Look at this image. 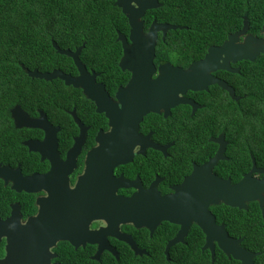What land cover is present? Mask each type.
Segmentation results:
<instances>
[{"label":"flooded vegetation","instance_id":"1","mask_svg":"<svg viewBox=\"0 0 264 264\" xmlns=\"http://www.w3.org/2000/svg\"><path fill=\"white\" fill-rule=\"evenodd\" d=\"M159 3L161 7V0ZM153 10H146L142 17L145 32L153 21L165 22L158 20ZM123 34L129 38L130 25L128 33ZM165 37L158 32L154 77L159 66L166 63L188 69L202 60L211 47L221 46L225 41L209 44L194 59L174 55L166 59L165 55L175 54V50L159 48V39L164 41ZM123 55L122 48L120 60ZM241 62L230 61V66L241 69ZM84 65L114 103L118 90L126 95L131 72L123 70L128 72L124 81L108 83L101 72ZM55 69L63 71L58 67L38 70ZM68 74L79 76L78 70ZM231 74L237 73L217 69L210 72V79L225 82L235 96L218 83L204 81L207 88L179 95L185 102L167 101L161 105L160 99L158 110L147 113L140 122L138 137L126 131L121 132L123 136H112L109 118L97 110L96 102L82 87L67 85L59 78L28 81L30 85L43 86V98L33 97L27 108L21 107L30 118L43 117L51 131L46 127H16L12 118L22 138H18V151L12 147L0 152V264H207V253L213 264L219 248L215 246L213 255L210 248L203 249L206 234L197 222L189 225L183 241L169 245L182 224L167 220L154 224L143 209L151 206L152 199L158 196L176 194L179 185L195 176L197 168L218 151L223 150L225 156L212 168L219 177L231 179L239 169L233 172L228 167L236 164L238 168L240 162L248 168L241 172V178L254 169V164L258 170H264V161L256 159L251 150L250 162L238 157L242 152L237 145L239 138H229L224 129L227 121L222 115L237 106L242 97ZM119 139L122 145L119 151L127 160L110 172L107 158L111 150L115 154L112 144L117 146ZM35 147L38 151L31 150ZM253 175L262 177L264 172ZM239 180L231 179L233 183ZM114 195L129 200L119 202ZM135 197L136 202L131 200ZM218 205L210 206L209 210L216 223L222 224L213 211ZM137 211L140 225L130 219L120 221L124 213ZM121 236L128 241L120 239ZM190 240H204L200 248L204 255L187 247ZM181 245L185 248H180Z\"/></svg>","mask_w":264,"mask_h":264},{"label":"trees","instance_id":"2","mask_svg":"<svg viewBox=\"0 0 264 264\" xmlns=\"http://www.w3.org/2000/svg\"><path fill=\"white\" fill-rule=\"evenodd\" d=\"M114 2L0 0V152L9 151L12 147L18 151V138H22L20 130L14 127L11 109L17 104L27 108L33 97L43 98L42 85L28 84L31 80L42 81L31 78L22 64L31 70L58 67L66 73L77 71L72 58L60 54L53 41L60 48L71 50L85 43L80 58L88 68L101 72L108 83L124 81L123 77L128 72L119 66L122 44L117 37L118 32L128 33L129 23ZM161 2L162 6L154 9L153 15L160 21L185 26L169 30L164 41L159 39L162 51L175 50V54L165 52L168 53L166 59L172 55L191 59L201 56L209 44H220L230 33L240 30L245 16L249 22L248 32L259 37L264 35V0ZM170 42L173 43L171 46ZM231 76L236 79L237 92L242 97L237 106L222 115V119L227 121L224 129L229 138H239L240 159L250 162L248 154L251 150L256 159L264 161V54L254 61L242 60L240 72ZM53 91L52 88L51 93ZM235 165L228 167L233 172L239 169L231 176L233 181L239 180L241 172L248 169L241 162L238 168ZM213 211L218 221L226 225L230 235L243 238V247L258 252L254 264H264V215L259 203L249 202L246 210L222 203L214 206ZM203 243L204 240H190L187 247L200 252ZM180 248L185 247L181 245ZM217 252L213 264H240L220 249ZM206 263L211 264L208 253Z\"/></svg>","mask_w":264,"mask_h":264},{"label":"water","instance_id":"3","mask_svg":"<svg viewBox=\"0 0 264 264\" xmlns=\"http://www.w3.org/2000/svg\"><path fill=\"white\" fill-rule=\"evenodd\" d=\"M114 4L121 8L129 20V38L118 32L117 40L122 43L124 53L119 65L122 70H128L132 74L126 95L121 89L118 90L116 95L118 99L115 103L105 91L104 86L96 82L95 75H90L80 60L79 55L85 43L72 51L71 49H61L55 41L52 42L60 54L73 59L79 72L78 77H72L59 69L51 72H41L38 69L31 70L22 64L26 73L32 78L44 80L59 78L67 85L82 87L86 95L96 102L97 110L105 113L109 118L112 126L111 135L114 137H120L122 131L138 137L140 122L147 113L158 110V100L160 99L161 105L167 101L173 104L185 102L179 96L181 93H185L187 90L205 89L207 88L206 84L209 83H218L223 89H227L232 96H235L234 91L225 82L210 79V72L224 69L239 73L240 68L233 69L230 66V61H254L260 54H264V35L259 37L250 34L248 32L249 22L245 16L243 27L234 33H230L221 46L211 47L202 60L192 63L188 69L166 63L159 66L158 75L154 77L157 73L154 58L158 32L161 31L164 38L169 30L184 27L167 22L157 23L153 21L149 30L144 31L142 17L146 10L160 7L159 0H115ZM262 32L264 33V27ZM11 115L16 127H46L47 131L50 130V124H44L45 119L43 117L39 119L30 118L19 104L12 108ZM26 144L31 147L30 142H26ZM116 145L112 144L115 147V154L111 150V154L107 158L110 172L117 164L127 160L119 151V148H122L121 139ZM38 149L35 147L31 150L38 151ZM129 151L131 152V149ZM224 158L222 151H218L207 163L197 168L199 170L195 171L197 172L195 176L186 178L179 185L176 194L158 196L156 199H152L151 206L148 205L149 207H144L143 210L149 221H153L154 224L161 220L182 224V229L169 245L183 241V235L187 232L189 225L192 222H197L206 234L203 249L210 248L213 255L217 245L227 256L240 261L241 264H254V258L258 252L243 247V238L230 235L224 223L217 224L209 207L223 203L230 207L246 210L249 202L257 201L264 215V176L253 175V172H264V170H258L254 164V169L251 172L245 174L238 182L233 183L231 179L219 177L212 172V168L218 160ZM189 186L193 187L189 188ZM114 197L117 196L114 195ZM115 200L126 202L129 199L118 196ZM131 200L136 202L138 198L135 197ZM110 209L113 210L112 207ZM139 216L138 211L136 214L124 213L120 221L130 219L140 225L137 220ZM120 239L128 241L122 236Z\"/></svg>","mask_w":264,"mask_h":264},{"label":"bare ground","instance_id":"4","mask_svg":"<svg viewBox=\"0 0 264 264\" xmlns=\"http://www.w3.org/2000/svg\"><path fill=\"white\" fill-rule=\"evenodd\" d=\"M222 140V139H221ZM224 142V141H223ZM224 149V148H223ZM223 151V150H222ZM224 153V152H223ZM221 204V203H220ZM219 248V247H218ZM226 255V254H225Z\"/></svg>","mask_w":264,"mask_h":264}]
</instances>
